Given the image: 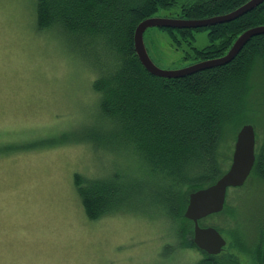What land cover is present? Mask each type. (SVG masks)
Instances as JSON below:
<instances>
[{"label":"rangeland","instance_id":"1","mask_svg":"<svg viewBox=\"0 0 264 264\" xmlns=\"http://www.w3.org/2000/svg\"><path fill=\"white\" fill-rule=\"evenodd\" d=\"M36 2L0 0V264H197L207 253L194 243V231L184 238L174 233L178 220L172 217L132 210L97 219L86 215L75 173L131 170L135 155L84 140L87 131L109 132L99 119L94 55L59 29L39 30ZM158 14L176 17V9ZM144 39L153 61L165 69L202 61L191 47L210 43L207 29L196 32L191 45L177 46L158 27L148 28ZM96 54L103 58L104 51ZM249 85L241 125H227L231 158L244 124L254 126L256 151L264 145L259 67L250 73ZM52 138L59 143L45 142ZM224 209L225 215L201 223L219 224L226 239L219 255H237L239 264H264L256 253L264 242V178L254 174L245 186L229 187Z\"/></svg>","mask_w":264,"mask_h":264},{"label":"trees","instance_id":"2","mask_svg":"<svg viewBox=\"0 0 264 264\" xmlns=\"http://www.w3.org/2000/svg\"><path fill=\"white\" fill-rule=\"evenodd\" d=\"M246 1L37 0L39 30L59 29L94 55L90 58L97 71L93 88L99 94V119L101 128L109 132L87 131L84 140L135 155L131 170L116 169L109 175L75 173L74 184L90 219L132 210L172 217L178 220L174 229L178 237L192 234L193 221L185 216L189 194L213 184L230 166L227 125L243 121L250 73L259 67L264 74V34L253 36L227 64L183 77H163L142 64L134 33L141 21L160 16L163 9H176L179 18H204L230 12ZM257 25H264V2L211 26L158 28L167 31L177 46L191 45L196 32L209 30L208 45L191 47L198 60H206L224 55L242 32ZM96 50L104 51L103 58ZM45 142L59 143L55 138ZM254 174L264 178V145L256 151L247 182ZM212 225L219 229V224ZM262 248L264 243L257 255L263 260ZM233 257L207 254L197 264H239L237 255Z\"/></svg>","mask_w":264,"mask_h":264},{"label":"water","instance_id":"3","mask_svg":"<svg viewBox=\"0 0 264 264\" xmlns=\"http://www.w3.org/2000/svg\"><path fill=\"white\" fill-rule=\"evenodd\" d=\"M263 2L264 0H247L230 12L204 18L148 17L138 24L134 33L137 55L149 72L163 77H183L200 70L229 63L253 36L264 34V25L250 27L242 32L226 54L198 61L180 69H165L158 66L148 52L144 33L150 27L197 28L231 21ZM255 161V129L251 124H244L237 133L229 168L213 184L190 192L185 216L194 222V243L207 254H219L226 245V239L219 229L214 226H202L200 220L223 210L229 187L244 185L252 172Z\"/></svg>","mask_w":264,"mask_h":264},{"label":"flooded vegetation","instance_id":"4","mask_svg":"<svg viewBox=\"0 0 264 264\" xmlns=\"http://www.w3.org/2000/svg\"><path fill=\"white\" fill-rule=\"evenodd\" d=\"M247 181V180H246ZM246 183V182H245ZM263 240L261 241V244L259 245V246H262L263 245ZM264 248H262V251L264 252V250H263ZM256 253H258V251H257V249H256Z\"/></svg>","mask_w":264,"mask_h":264}]
</instances>
